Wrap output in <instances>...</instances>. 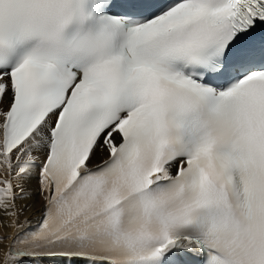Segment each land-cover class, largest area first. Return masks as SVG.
Masks as SVG:
<instances>
[{"label":"snow or ice","instance_id":"1","mask_svg":"<svg viewBox=\"0 0 264 264\" xmlns=\"http://www.w3.org/2000/svg\"><path fill=\"white\" fill-rule=\"evenodd\" d=\"M0 264H264V0H0Z\"/></svg>","mask_w":264,"mask_h":264},{"label":"bare ground","instance_id":"2","mask_svg":"<svg viewBox=\"0 0 264 264\" xmlns=\"http://www.w3.org/2000/svg\"><path fill=\"white\" fill-rule=\"evenodd\" d=\"M34 213L32 215L29 216L30 219H34Z\"/></svg>","mask_w":264,"mask_h":264}]
</instances>
